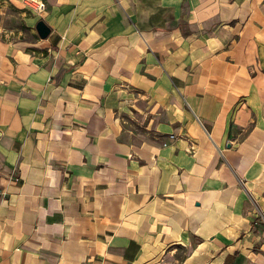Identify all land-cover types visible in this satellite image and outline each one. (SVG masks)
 Masks as SVG:
<instances>
[{
    "label": "crops",
    "instance_id": "crops-1",
    "mask_svg": "<svg viewBox=\"0 0 264 264\" xmlns=\"http://www.w3.org/2000/svg\"><path fill=\"white\" fill-rule=\"evenodd\" d=\"M44 2L0 0V264H264V0Z\"/></svg>",
    "mask_w": 264,
    "mask_h": 264
},
{
    "label": "built area",
    "instance_id": "built-area-1",
    "mask_svg": "<svg viewBox=\"0 0 264 264\" xmlns=\"http://www.w3.org/2000/svg\"><path fill=\"white\" fill-rule=\"evenodd\" d=\"M21 3L37 17H42L45 10L44 0H21Z\"/></svg>",
    "mask_w": 264,
    "mask_h": 264
},
{
    "label": "water",
    "instance_id": "water-1",
    "mask_svg": "<svg viewBox=\"0 0 264 264\" xmlns=\"http://www.w3.org/2000/svg\"><path fill=\"white\" fill-rule=\"evenodd\" d=\"M34 27H35L37 35L40 38L45 37L47 33L49 32V27L42 19H37L34 23Z\"/></svg>",
    "mask_w": 264,
    "mask_h": 264
},
{
    "label": "rangeland",
    "instance_id": "rangeland-1",
    "mask_svg": "<svg viewBox=\"0 0 264 264\" xmlns=\"http://www.w3.org/2000/svg\"><path fill=\"white\" fill-rule=\"evenodd\" d=\"M23 6H24V5H23ZM24 8H26V7L24 6ZM25 36H26V37H28V35H27V34H26Z\"/></svg>",
    "mask_w": 264,
    "mask_h": 264
}]
</instances>
